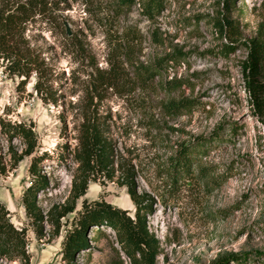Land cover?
Instances as JSON below:
<instances>
[{
	"label": "rangeland",
	"instance_id": "374dc122",
	"mask_svg": "<svg viewBox=\"0 0 264 264\" xmlns=\"http://www.w3.org/2000/svg\"><path fill=\"white\" fill-rule=\"evenodd\" d=\"M223 1L165 0L160 15L148 21L137 6L116 14L112 0H66L58 5V23L36 17L26 24L24 48L38 57L44 93L41 98L34 92V73L22 84L3 72L0 60V118L31 124L36 137L33 155L0 175V203L10 223L25 232L29 264H64L63 244L77 227L83 201H104L133 216L125 188L115 181L96 178L83 196L72 195V152L88 108L97 112L116 159L133 166L138 192L154 201L147 226L160 243L157 264H211L226 255H264V110L257 111L248 97L240 66L244 52L220 54L223 45L255 36L264 23V0H234L229 11ZM224 12L234 29L219 39L208 22ZM114 45L120 46L122 87L91 99L95 71L108 68ZM176 51L185 58L166 74L151 82L136 76L135 66L148 67ZM182 100L192 104L190 111L176 116L166 109ZM218 130L219 138L200 163L211 173L210 181L190 177L170 189L162 168L177 146ZM12 144L20 149L19 141ZM2 147L6 152L5 142ZM38 157L43 158L40 174L48 181V189L37 195L44 216L41 235L21 203L30 183L29 165ZM94 233L88 232L90 248L74 256L75 264H128L109 229L99 242L92 240ZM263 259L253 264H264ZM0 264L19 263L0 259ZM227 264H233L231 258Z\"/></svg>",
	"mask_w": 264,
	"mask_h": 264
},
{
	"label": "trees",
	"instance_id": "16d2710c",
	"mask_svg": "<svg viewBox=\"0 0 264 264\" xmlns=\"http://www.w3.org/2000/svg\"><path fill=\"white\" fill-rule=\"evenodd\" d=\"M232 1L234 0L223 1L225 11H229ZM65 2L66 0H25L9 4L6 0H0V60L4 64L3 72L9 77L16 76L22 84L34 73L36 82L33 89L41 98L44 90L41 70L36 60L38 57L28 47L24 48L26 42L23 40V34L26 24L34 21L36 17L58 23V5ZM135 6L142 17L152 21L163 11L165 0H112V10L116 14L130 11ZM208 23L213 34L219 39H222L227 31L234 29L225 12ZM119 49V45L118 48L114 45V54L107 60V69L95 71L92 79L94 92L88 93L91 99L94 95L100 98V91L122 87L121 72L124 70ZM240 50L245 54L240 66L247 94L256 110L261 113L264 110V23L258 26L253 38L245 41L234 40L223 45L220 54L227 57L230 53ZM184 58L181 51L166 54L155 59L148 67L135 66L136 76L144 82H151L166 74L171 67L179 65ZM177 87L180 88V85L177 84ZM191 107L192 104L187 100L166 105V109L176 116L190 111ZM102 125L96 111L89 108L84 111L77 145L72 152V161L76 164L72 178V195L74 199L80 198L89 182L102 177L125 188L134 213L130 216L126 211L104 201H83L77 227L67 235L63 244L64 264H75L74 256L90 248L87 237L90 230L95 229L92 240L99 242L105 238L106 228L113 233L118 251L128 264H157V257L161 254L160 243L147 226V218L154 213V201L146 192H138L133 166L122 157L116 159L111 142L104 136ZM218 138L219 130L208 138H195L191 143L177 146L167 166L162 168L170 189H176L190 177L202 182L210 181L211 173L200 163ZM13 140L19 141L20 149L13 146ZM2 142L7 144L6 152ZM35 148L36 137L31 124L0 118V175L4 176L16 169L24 158L33 155ZM42 157L32 158L28 168L30 183L21 196L25 215L36 227L39 235L44 216L37 206V195L48 189L47 178L40 174L39 169ZM26 243L24 230H18L10 223L9 213L0 203V259L7 263L29 264ZM261 256L264 255L258 252L252 253L251 258L248 254L226 255L211 264H227L228 258L232 259L233 264H241L244 261L253 264Z\"/></svg>",
	"mask_w": 264,
	"mask_h": 264
},
{
	"label": "water",
	"instance_id": "95a60500",
	"mask_svg": "<svg viewBox=\"0 0 264 264\" xmlns=\"http://www.w3.org/2000/svg\"><path fill=\"white\" fill-rule=\"evenodd\" d=\"M62 25H63V27H64V29H65V34H66L67 36H69V30H68V26H67L66 22H62Z\"/></svg>",
	"mask_w": 264,
	"mask_h": 264
}]
</instances>
